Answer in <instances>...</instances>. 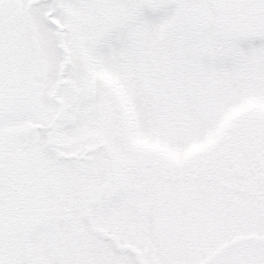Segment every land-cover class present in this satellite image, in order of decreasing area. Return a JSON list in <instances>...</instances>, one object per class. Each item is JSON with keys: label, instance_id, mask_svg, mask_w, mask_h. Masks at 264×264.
Segmentation results:
<instances>
[{"label": "rangeland", "instance_id": "rangeland-1", "mask_svg": "<svg viewBox=\"0 0 264 264\" xmlns=\"http://www.w3.org/2000/svg\"><path fill=\"white\" fill-rule=\"evenodd\" d=\"M51 6L0 0V264H264V0Z\"/></svg>", "mask_w": 264, "mask_h": 264}, {"label": "water", "instance_id": "water-1", "mask_svg": "<svg viewBox=\"0 0 264 264\" xmlns=\"http://www.w3.org/2000/svg\"><path fill=\"white\" fill-rule=\"evenodd\" d=\"M58 4V0H52V8H51V12H50V15H49V18L52 19L53 15L55 14L56 12V6Z\"/></svg>", "mask_w": 264, "mask_h": 264}]
</instances>
